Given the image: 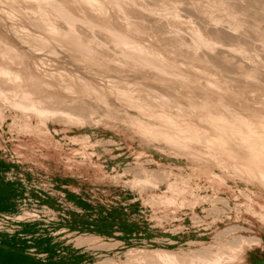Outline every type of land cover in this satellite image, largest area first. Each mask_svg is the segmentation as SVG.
<instances>
[{
	"label": "rangeland",
	"instance_id": "1",
	"mask_svg": "<svg viewBox=\"0 0 264 264\" xmlns=\"http://www.w3.org/2000/svg\"><path fill=\"white\" fill-rule=\"evenodd\" d=\"M194 1L183 0V3L181 1V13L186 16L194 13L192 19L197 24L201 23L204 27H209L210 24L206 23L205 19H203L205 21L202 20L204 17L192 8ZM227 1L250 7L251 11L247 14H250V20L253 21L251 24L257 23L264 28V0ZM20 2L16 0V3L22 8L24 5L26 6L24 8L30 6V4H26L30 3L29 1H22L23 4ZM144 2L150 4L154 0H144ZM144 17L149 18L150 16L144 14ZM181 24L182 26L179 24V28L184 33H181V36H188L186 27H183L184 23ZM156 25L160 27L163 24ZM14 27L26 28L33 32L31 25L29 26L28 22L20 15L15 14L6 0H0V35L7 36L9 41L23 52V66L29 68L33 63L36 64L30 68L42 75L53 74L50 77H55L53 80L56 79L54 86H60L56 87L57 95L48 101L46 98L50 93L46 90H41V92L34 89L38 91L35 95L41 97L40 99L43 100L48 110L75 112L77 115H81L80 119L86 122L83 125L68 124L63 122L64 118L61 116L51 118L48 124L55 142L66 152L63 155L57 153L46 155V152L40 148L34 147L31 150H25L12 143L11 126L14 119L18 118L17 121L20 123L26 115L14 111L10 107L7 108L8 106L4 107L3 112L6 118L0 121V264H45V262L53 264L55 261L50 256H55L57 251L67 252L72 256L68 260L62 259L58 264H97L104 262L108 257L125 260L126 252L129 249H168L185 255L205 249L217 252L218 247L227 244L239 235L248 237L257 235L264 240V236L256 231L254 226L256 223L252 217L243 214V208L231 197L233 193H238V190L245 191L247 188L257 187L256 184L249 183L246 176L233 175V170H229L223 176L225 188L217 189L216 192L207 179V173H204L206 176L196 173L194 178L199 181L200 190L194 196H191L190 192H185V196L182 197L185 205L188 206H184L183 210L176 214L162 211L157 207V204L152 202L167 190L169 181L179 180L183 169L188 171L194 168L195 163L192 161V157L170 147L164 140L148 139L134 128L126 125L128 120L126 118H131L130 115L139 112L121 102L116 95L113 96V102L119 110L115 112L116 109L104 107L105 110H111L108 117L104 116L103 110L100 111L104 113L100 111L97 113L94 110L96 115L92 118L88 115L91 110L77 111V108H86L82 102L84 98L91 102L92 100L97 102L86 90L78 91L79 87L77 86L81 80L87 82V79L93 77L100 79L104 86H107L112 80H120L123 85L127 84L130 91L135 96L138 95L137 97L145 104L155 107L163 100L158 91L138 85L134 78H124L115 73L103 74L101 75L103 77H100L92 71L85 72L83 71L85 68L80 67L77 58L71 55L68 50L57 48L50 42L44 44L26 43L27 41L18 37V32H14ZM247 30H245L246 36L242 35L243 38L249 37L250 33ZM95 32V37L103 42V33ZM13 33L15 34L13 35ZM99 33L102 35L99 36ZM103 43L105 46L101 47V50L108 54L112 53L113 45L111 46L109 42L105 41ZM220 49L228 51L227 48L220 47ZM220 49L209 51L224 66L222 69L220 64L210 63L215 69L222 70L221 73L214 71L219 76L221 75V78L224 77L223 80L228 81L230 88L235 91L241 90L240 92L243 93L241 98L245 99L242 101H247L251 107L257 106L264 95L262 87L264 85L262 84L264 83V65H256L259 68V75L256 74L258 77L255 79L257 82L255 85L254 79L251 80L244 75L245 71H250L248 67H252L254 64L248 59L235 58L237 56L234 54V57L231 54L228 55ZM204 53L201 50L199 55L203 56ZM221 58L225 60L222 61ZM36 60H40L41 63L38 64ZM21 72L19 79L22 83L18 80L17 84L19 85L17 86L33 89V80L28 77L27 70L22 69ZM59 73L65 75L63 79L58 75ZM196 73L194 71V74ZM82 74L86 79H79ZM198 74L197 80H201L199 83L205 86L206 76L201 75L199 71ZM153 76L154 73L147 75L150 81L155 80ZM58 78L60 82L57 81ZM5 80L7 79L0 78L1 88L5 87L4 90L7 92L16 88L13 83L9 82L11 85L8 83L9 80ZM170 80H163L164 82L162 81L160 86L165 90L169 89V93L177 99L176 101L168 100L165 104L166 107L169 106L167 109H171L175 115L178 113L179 117L166 118L165 125L170 128L178 126L183 128L188 134V138L192 140V147H207L208 140L212 137L211 120L201 124L198 120L190 123L187 119L190 114L194 116L203 114L201 110L194 108L196 97H199L198 94L201 92L199 90L188 92V88L183 86L181 88L176 79L175 82ZM62 83L64 86H61ZM72 84L75 86L73 91L65 93V87ZM8 85L13 87L10 89ZM257 85L259 87L256 88ZM177 88H181L180 91ZM255 89L258 90L254 92ZM258 92L260 93L258 94ZM227 96L225 100L231 101L236 108H239L237 105L241 104V99H238V95L228 93ZM64 98L66 100H63ZM233 111L240 112L239 110ZM251 111L257 110H242L241 113L249 115ZM258 111L261 115L264 113V110ZM149 114L153 115V112L150 111ZM100 118L102 122L99 123ZM37 121V117L32 119L33 124H36ZM83 134L90 136L91 146L89 148L92 149L90 151L93 154L92 158L79 153V146L73 143L75 137ZM248 151L252 152V150ZM87 154L89 155V153ZM257 158V162L251 165L252 168L258 169L264 164V154L257 155ZM210 170L221 175V170L217 167H211ZM145 175L151 178L153 184L156 183V187L152 183L150 185L153 186L143 185V188L142 185H133L132 181L135 180V177H145ZM176 182L179 183V181ZM155 197L156 199H154ZM187 201L189 202L187 203ZM156 211L157 213H155ZM236 213L243 214L241 220L236 221L231 218L235 217ZM166 220L168 221L166 222ZM234 226L242 229L231 232L230 230ZM251 228L255 232L248 231ZM224 232L231 233L225 234ZM251 245V250L249 248L242 254L237 251L234 255L240 256L244 264H264V243L257 246L254 243Z\"/></svg>",
	"mask_w": 264,
	"mask_h": 264
},
{
	"label": "bare ground",
	"instance_id": "2",
	"mask_svg": "<svg viewBox=\"0 0 264 264\" xmlns=\"http://www.w3.org/2000/svg\"><path fill=\"white\" fill-rule=\"evenodd\" d=\"M6 1L15 14L20 15L28 22L29 26L31 25L33 32L22 27L13 28L15 33H21L17 35L23 41H27L26 43H53L52 45L68 50L71 55L77 58L80 67L85 68L83 70L85 72L89 73V71H92L100 77H103L101 76L103 74L115 73L124 78H134L138 85L150 87L152 90L159 92L163 100L159 104L155 102L158 104L155 107L151 104H145L137 97L138 95L135 96L130 91L126 83V85H123L117 79V81L111 79L112 81L107 86H104L100 79L93 77L87 79V82L81 80L77 85L79 87L78 91L84 89L91 94V97L97 100V102L93 100L91 102L84 98L82 102L86 108H77V111L91 110L88 115L92 118L96 115V112L103 110L105 112L104 116L108 117L111 110H105L104 107L116 109L115 112L119 110L113 102V96L116 95L121 102L139 112L135 115H130L131 118H126L128 119L126 125L134 128L148 139L164 140L170 147H174L186 156L192 157V161L195 163L194 168L188 171L183 169L179 180H176L179 183L169 181L167 190L163 194L158 195V200L155 197L156 201L152 203L157 204V207L162 211H170L176 214L187 205H185L184 198H182L183 195L185 196L184 193L190 192L191 196H194L200 190L199 181L194 178L196 173L207 175L212 189L217 192V189L225 188L224 174L229 172V170H233V175L246 176V180L249 183L257 185L256 188H247L245 191L238 190V193H233L231 197L243 208V214L252 217L253 221H255L254 223H256V225L254 224L256 231L264 236V164L258 169L251 166L257 162V155L264 154V113L261 115L258 111L264 110V95H261V101L257 102L260 105L259 107L258 105L251 107L250 103L242 101L245 99H243L244 97L241 98L243 96V93L240 92L241 90L235 91L230 88L228 81L223 80L224 77L221 78V75L219 76L214 71L221 73L222 70L215 69L210 63L220 64L221 68L224 66H222V62L219 59L209 53V51L213 52L218 48L220 49V47L227 48L228 51H222L221 49L220 51L226 52L228 55L231 54V56L234 54L237 56L235 58L250 60L254 65L248 67L250 71H245L244 75L251 80L257 79L259 68L256 65H264V28L257 23L255 25L251 24L253 21L250 20V14H247L251 11L250 7L237 2V4L229 3L227 0H193L192 8L194 11L197 10V13L204 17L202 20L205 19L206 23L210 24L209 27H204L201 23L197 24L192 19L194 13L188 14L189 16L181 13L180 5H182L183 0H154L150 4H146L144 0H19L21 1L20 4L22 1H29L30 3H26L30 4V6L27 5V8H24L25 5L23 8L20 7L16 0ZM144 14H149L150 17L146 18ZM158 23L163 25H158L160 27H157L156 24ZM181 23H184L185 26L183 27H186L188 36H181L182 31L179 28V24L182 26ZM246 29H248L247 32L250 35L248 38H243L242 35H245ZM95 31L103 33L102 38L104 41L106 43L109 42L111 46L113 45L112 53L108 54L101 50L105 43L95 37ZM100 35L102 34L99 33ZM107 45L109 46V44ZM250 45L252 46L250 47ZM201 50L205 52L203 56L199 55ZM23 56V52L10 42L7 36L0 35V78H6L7 80L5 81L9 80L8 83H13L15 86L12 85L16 87L11 89L13 86L10 87L8 85L11 89L9 92L4 90L5 87H0V121L6 118L3 112L5 106L23 113L26 118L23 117L20 123L17 121L18 118H15L11 126L12 143L25 150H31L34 147L40 148L43 152H46V155L51 153L63 155L66 151L55 142L48 121L54 116H61V118H64L63 122L68 124L83 125L86 121L80 119L81 115L79 116L75 112L52 111V109L49 108L50 110H48V107L46 108L43 100L40 99L41 97L39 98L35 95L36 91H48L50 94H48L46 101L55 97L58 92L57 86H54L56 79L54 81L53 78L55 77H50L53 74L42 75L34 71L30 68L36 65L34 63L32 66H28L30 69L27 66H23ZM39 61L38 64L41 61L43 63V60ZM245 68L247 69V67ZM22 69H26L28 77L33 80V89L21 85L17 86L19 85L17 82L20 80L21 73L23 72L24 74V71L21 72ZM194 71L197 73L194 74ZM198 71L201 75L206 76L207 82L205 81V86L200 84L201 80H197V77H199ZM149 73H154V81H150L147 77ZM58 75L62 79L65 76L62 73ZM82 76H79V79H86L85 76ZM167 79H171L174 82L176 79L181 88L182 86L188 88V92L190 90L194 92L199 90L201 92V94H198L200 96L196 97L194 108L201 110L203 114L197 116L190 114L187 119L190 123L198 120L201 124L211 120L213 125V130H211L212 137L208 140L207 147H192V140L188 138V134L183 128L180 126L170 128L165 125L164 120L166 118L179 117L178 113L175 115L171 109H167L169 106L166 107L165 104L168 100H177L175 96L169 93V89L165 90L164 87L160 86L161 82ZM59 80L58 78L57 81ZM261 83L260 85L264 84ZM74 87L73 84L68 85L65 87V93L73 91ZM257 87L259 86L257 85ZM262 87L264 89V85ZM34 89L37 90L35 91ZM256 90L258 89H255L254 92ZM228 93H234L238 95V99H241V104H236L239 108H236L231 101L227 102L225 100ZM232 99L234 98L232 97ZM63 100L66 99L64 98ZM254 109L257 111H251L249 115L241 113L242 110ZM233 110H239L240 112ZM150 111L153 112V115L149 114ZM34 117L38 118L36 124L32 123ZM102 119L104 118L102 117ZM110 119L112 120L113 118ZM100 120L98 121L99 123L102 122ZM58 121L60 120L58 119ZM73 143L79 146V153L92 158L93 154L90 152L92 149L89 148L91 140L88 134L75 137ZM248 150H252V152ZM211 167L219 168L221 175L211 171ZM204 173L207 174L205 175ZM134 179L132 181L133 185H142V188L143 185H149L150 187L156 184H153L150 180L151 178L146 175L145 177H135ZM150 183L153 185H150ZM243 214L236 213L235 217L231 218L238 221L241 220ZM238 229L241 230L242 228L234 226L230 231L235 232ZM245 231L247 230L245 229ZM248 231L255 232L252 228L248 229ZM228 233L226 232L225 234ZM253 243L256 246L261 245L264 240L257 235L249 237L239 235L232 241L227 242V244L216 247L217 252L205 249L204 251L185 255L168 249H129L126 252L125 260L108 257L104 262L97 264H244L242 258L234 254L237 251L241 254L245 253L249 248L251 250V244Z\"/></svg>",
	"mask_w": 264,
	"mask_h": 264
},
{
	"label": "crops",
	"instance_id": "3",
	"mask_svg": "<svg viewBox=\"0 0 264 264\" xmlns=\"http://www.w3.org/2000/svg\"><path fill=\"white\" fill-rule=\"evenodd\" d=\"M57 254V256H56ZM55 256H50L51 259H53L55 262H53V264H58L59 261H61L62 259L64 260H68L71 259L72 256H70L67 252H55L54 254ZM57 261V262H56ZM48 264V262H45V264Z\"/></svg>",
	"mask_w": 264,
	"mask_h": 264
}]
</instances>
